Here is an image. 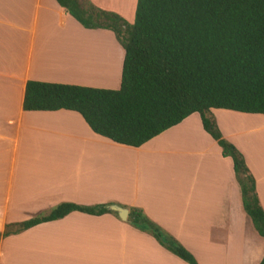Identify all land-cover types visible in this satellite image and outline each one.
I'll list each match as a JSON object with an SVG mask.
<instances>
[{"label": "crops", "instance_id": "crops-1", "mask_svg": "<svg viewBox=\"0 0 264 264\" xmlns=\"http://www.w3.org/2000/svg\"><path fill=\"white\" fill-rule=\"evenodd\" d=\"M94 30L56 0H0V231L61 202L113 203L140 208L199 264H258L264 237L198 113L133 147L96 134L76 111L24 110L28 80L119 88L124 51L112 31ZM211 111L264 210V115ZM0 264L188 263L127 219L73 211L1 238Z\"/></svg>", "mask_w": 264, "mask_h": 264}, {"label": "trees", "instance_id": "trees-1", "mask_svg": "<svg viewBox=\"0 0 264 264\" xmlns=\"http://www.w3.org/2000/svg\"><path fill=\"white\" fill-rule=\"evenodd\" d=\"M56 1L84 28L113 32L124 51L120 86L28 80L24 110L76 111L96 134L133 147L198 113L222 155L231 158L242 207L264 237V210L255 179L243 154L223 137L211 111L264 115V0H137L133 22L89 0ZM110 204L61 202L47 212L6 224L0 239L73 211L118 215ZM128 210L129 224L188 264H199L140 208ZM258 264H264V255Z\"/></svg>", "mask_w": 264, "mask_h": 264}, {"label": "rangeland", "instance_id": "rangeland-1", "mask_svg": "<svg viewBox=\"0 0 264 264\" xmlns=\"http://www.w3.org/2000/svg\"><path fill=\"white\" fill-rule=\"evenodd\" d=\"M81 2H86V1H88V0H80ZM89 1H91L94 5H96L97 7H99V8H102V9H105V10H109V11H114V12H116V13H118V14H120L122 17H124L128 22H133V19H134V13H135V10H134V8L136 7V1L135 0H131L130 1V7H132V8H130V10L129 11H127V13H124L123 11H121L120 9H118V8H116V7H114V6H110V5H108V4H111V3H115L116 4V2H114V1H117V0H102V1H100V0H89ZM104 1V2H103ZM105 1L107 2V3H105ZM105 4V5H104ZM102 5V6H101ZM115 8V9H114ZM121 11V12H120ZM94 31H102V33L105 35V33L104 32H109L110 30H108V29H97V30H94ZM93 33H95V32H93ZM107 35H109V34H107ZM111 40L112 41H115V39H112L111 38ZM94 44V43H93ZM113 44H114V42H113ZM82 70V72H81V74L82 75H84V76H87V74H89L88 73V69H84V68H82L81 69ZM87 73V74H86ZM90 75V74H89ZM84 80H90V79H84ZM47 212V211H46Z\"/></svg>", "mask_w": 264, "mask_h": 264}, {"label": "bare ground", "instance_id": "bare-ground-1", "mask_svg": "<svg viewBox=\"0 0 264 264\" xmlns=\"http://www.w3.org/2000/svg\"><path fill=\"white\" fill-rule=\"evenodd\" d=\"M130 1L131 0H117V1H114V2H116V4L115 3H111L109 5L114 6V7L118 8V9H120L121 11L127 13V11H129L130 8L133 7V6L130 7Z\"/></svg>", "mask_w": 264, "mask_h": 264}, {"label": "water", "instance_id": "water-1", "mask_svg": "<svg viewBox=\"0 0 264 264\" xmlns=\"http://www.w3.org/2000/svg\"><path fill=\"white\" fill-rule=\"evenodd\" d=\"M109 208L111 210L116 211L118 213V216L121 219H123V220L127 219V216H128V209L127 208L121 207V206L116 205V204L109 205Z\"/></svg>", "mask_w": 264, "mask_h": 264}]
</instances>
